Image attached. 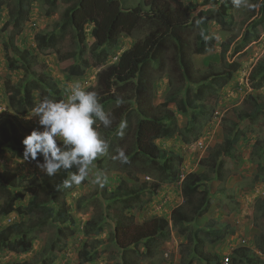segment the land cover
I'll use <instances>...</instances> for the list:
<instances>
[{
  "label": "trees",
  "instance_id": "obj_1",
  "mask_svg": "<svg viewBox=\"0 0 264 264\" xmlns=\"http://www.w3.org/2000/svg\"><path fill=\"white\" fill-rule=\"evenodd\" d=\"M35 1L15 0L9 7V19L1 28V33H7V30L3 29H7L9 24L12 29L19 28L28 17ZM48 1L50 6L47 7L46 15L50 16L58 9L59 0ZM66 1L70 6L65 9L59 25L52 32L39 35L38 41L44 46V53L53 50L61 54L64 47H60V43H64L67 35L76 32L80 37L78 51L62 56L64 60L73 58L79 62L70 66L68 75L71 77L79 76L83 73V69L102 67L110 62L98 72L96 87L88 90L98 92L100 102L113 118L110 128L101 126L100 129L106 139L112 138L108 155L106 154L105 172L102 174L108 182L103 187V196L105 195L104 200L108 207V215L106 214L104 219L115 220L117 232L114 241L119 246L123 245L120 246L121 263L134 264L128 261L126 256L132 252H141L147 258L155 256L162 242L171 234V221L175 226L185 227L194 224L198 230H202L201 223L206 221L204 213L213 208L215 183L224 184L228 179L223 170L225 160H235L237 156V148L242 139V132L238 129L240 121L255 118L264 111V105L257 98L250 97L254 110L238 112L236 114L238 122L231 124L223 144L212 149L209 155L200 161L199 171L187 174L178 186L184 160L159 144L161 140H172L177 135L184 134V130L178 124L177 114L169 108L170 105L175 104L183 117L190 116L191 130L196 129L206 110L204 103L206 97L220 98L223 91L230 86L238 69L237 64L231 63L227 64L225 71L217 73L211 66H207V72L200 75L193 55L204 54L213 47V35L210 29L212 20L222 27L232 28L237 25L238 14L242 11H246L242 25L249 24L251 29L245 32L233 55L245 49L253 40V34L259 32V27L264 25V0H248L250 4L257 5L255 8L244 5L237 8L232 0H202L200 7L210 6V8L200 10L195 16H192L190 4L182 0H141V4L130 10L122 7V0ZM5 5L7 0H0V18ZM91 20H95L92 33L94 44L92 50H87L84 48L86 35L83 27ZM142 26H147L150 33L136 46L119 55L112 51L116 46L117 33L130 36ZM194 30L196 36L191 43L188 36ZM262 33L264 30L255 38L258 39ZM6 36L5 52L9 69L25 70V76L18 85L9 87L8 107L0 114V155L6 153L13 159L23 160L25 146L22 141L33 129L27 127L19 115L31 111L35 102L34 92L39 89L40 84L36 83L38 80L35 78V73L28 66L23 68L17 64L21 63L20 47L17 46L16 40L10 38L8 34ZM192 44L195 45V50ZM170 46H173L174 54L168 74L169 94L163 103L154 105L156 75L157 72L167 69V51ZM228 50V47H224L223 52L226 54ZM24 59L26 58H21L22 61ZM252 77L263 83L264 59L258 64ZM197 86L199 90L196 89ZM46 87L52 92L56 91V88L50 84ZM118 100H122V103L118 104ZM12 108H17L19 115L11 114L9 111ZM121 121L126 122L123 136L117 135ZM184 137L188 142L190 136L185 134ZM120 149H123L128 156V163H121L118 158H114L118 156ZM253 154L258 157L259 173L262 176L264 175V142L256 146ZM100 159L98 158L97 161ZM110 159L121 164V170L124 172L122 176L117 173L118 175L113 178L110 175ZM37 160L43 162V157L38 156ZM37 160L28 162L37 165ZM74 171H76L75 167L68 171L61 170L55 176L44 174L36 183L37 188H34L26 210L16 203L26 199L28 182L19 178L14 172L0 171V199H3L0 215L18 213L28 218L24 222L13 223L0 230V251L6 249L15 254L29 252L31 248L29 239L34 232L47 227L52 222L59 228L55 243L66 245V237L61 228L75 225V220L65 207L59 206V200L63 192L68 190L62 187L63 180ZM139 173L151 175L153 181L138 183L136 180ZM112 179L115 186L109 184ZM34 180L35 178L30 180V184H34ZM165 184L178 186L183 199L182 204L171 212V221L167 217H156L142 224L135 223L130 213L147 209ZM220 193H223L222 199L227 198V193L223 189ZM120 203H123L124 207L118 210L115 206ZM85 226L84 232L87 237L100 236L104 232L105 224L103 220L99 222L90 220ZM120 236H123V239H120ZM193 250L194 257L200 258L204 264H221V259L216 254L205 252L196 239ZM99 255L100 251H86L79 264H90L96 261ZM250 257L252 255L249 248H238L232 255L231 263L246 261L254 264ZM186 264L194 263L188 260Z\"/></svg>",
  "mask_w": 264,
  "mask_h": 264
},
{
  "label": "rangeland",
  "instance_id": "obj_2",
  "mask_svg": "<svg viewBox=\"0 0 264 264\" xmlns=\"http://www.w3.org/2000/svg\"><path fill=\"white\" fill-rule=\"evenodd\" d=\"M14 1L7 0V5L4 6L0 18V88L4 99L1 107H5V110H7L9 87L18 85L25 76V70L11 71L9 69L5 52L7 34L10 38L16 40L17 46L20 47L21 63L17 64L23 68L28 66L35 73V78L38 80L36 83L40 84L39 89L34 92V105L38 99L44 96L56 100L65 98L68 87L74 81H80L87 89L95 88L98 72L110 62L102 67L83 69V73L77 77L69 76L70 66L76 63L79 64V62L73 58L64 60L62 56L78 51L80 37L77 36L76 32L67 35L64 43H60V47H64L61 54L53 50L47 54L44 53V46L40 45L38 41L39 35L50 33L59 25L65 9L70 6L67 1L59 0L58 9L48 16L46 10L50 6V2L48 0H36L24 23L16 29H12L8 23L7 29H3L7 30V33L2 34L1 28L9 19L8 10ZM182 1L190 4L192 16H195L202 9L210 8V6L200 7L202 0ZM141 3V0H122L121 5L125 10H130ZM245 14L246 11L238 14V23L232 28L222 27L212 20L210 29L213 35V47L204 54L193 55L200 75L207 72V66H211L214 69L213 71L217 73L225 71L227 64L235 63L238 66L230 86L223 91L220 98L206 97L204 101L206 110H204V116L199 120V126L191 130V117H183L178 112L175 104H171L169 107L176 112L178 124L184 130V134L177 135L172 140H161L159 144L182 157L184 160L182 171L186 174L198 172L200 161L206 158L212 149H216L223 144L231 124L238 122L236 115L238 112L254 110L249 100L250 97L257 98L264 105V79L263 83H260L257 78L252 77L258 64L264 59V33L258 39L255 38L259 32H263L264 25L259 27V32L253 34V40L245 49L233 55L235 47L242 40L245 32L251 29L249 24L242 25ZM94 28L95 20L89 21L83 27L86 35L84 48L87 50L93 48L94 38L92 33ZM149 33L150 29L147 26L140 27L130 36L119 32L115 38L116 46L113 47L112 51L119 55L136 46ZM195 36L196 30L189 34L188 37L191 43L194 42ZM191 46L194 49L195 45L192 44ZM224 47L229 49L226 54L223 52ZM172 54H174V48L170 46L167 51V69L157 72L156 75L157 87L154 92V105L163 103L169 94L168 74L171 68ZM23 57L26 59L22 61L21 58ZM89 60L92 63V60ZM258 83H260L259 86H257ZM49 84L56 88L55 92L46 87ZM196 89L199 90V87L197 86ZM9 112L19 115L17 108H12ZM28 113L19 115V118L27 127L38 128V118L28 120L26 119ZM238 129L242 132V139L240 146L237 148V156L235 160L224 159L225 166L223 170L228 179L224 184L215 183L213 208L204 213L206 221L201 223L203 225L201 226L202 230H198L194 224L185 227L175 226L174 222L170 220L171 212L182 204L183 199L178 186L165 184L160 192L154 196L147 209L136 213L131 212L130 214L137 224H142L156 217H167L171 221V234L169 238L162 242L155 256L147 258L141 252H132L126 256L128 261L134 264H186L188 260H192L194 264H204L200 258L194 257L195 239L205 252L216 254L219 258L222 254L228 253L231 247L243 246L242 240H246L245 245H248L247 248L250 249V255H252L250 258L253 259V263L264 264V203H262L264 199V175L260 176L258 157L253 154L256 146L264 142V111L255 118L240 121ZM185 134L190 136L188 142L185 140ZM198 141H207L206 145L210 148L204 153L198 152L196 148ZM6 157L5 160L9 161L10 164L8 166L0 164V169H8L28 182L26 183L28 189L26 199L16 203L26 210V205L33 196L34 188H37L36 183L46 173L40 168H35L29 164L24 165L26 166L25 169H18L17 163ZM106 159L107 156L105 155L99 161H96L94 171L103 174ZM103 161L104 163H102ZM97 164H99L98 167ZM109 164L110 175L113 178L115 175L122 176L124 174L121 170V164L116 160L112 161L110 159ZM18 165L20 166V164ZM34 178L35 183L30 184V180ZM91 179L90 176L87 181H83L78 186L73 184L67 191L63 192L59 200V206L65 207L75 220V225L61 228L66 237V245L55 243L59 228L52 222L47 227L34 232L32 238L29 239L31 245L29 252L15 254L6 249L1 250L0 264H79L86 251H100L98 259L90 264H122L120 246L123 245L119 246L114 241L117 232L115 220L112 218L104 219L106 214L108 215V207L104 200L103 187L108 182L100 187L93 184ZM136 181L138 183L151 182L153 177L139 173ZM109 184L116 185L114 179ZM221 189L227 193L226 199H222ZM2 201L3 199H0V205ZM115 207L119 210L124 207V204L120 203ZM110 214L112 215V212ZM27 219L25 215L21 216L17 213H12L5 219L0 216V230L5 229L11 222L20 223ZM90 220L95 222L103 220L105 226L102 235H91L89 237L85 235L84 228ZM196 233H198V237H196ZM120 239H123V236H120ZM234 264L250 263L245 261L234 262Z\"/></svg>",
  "mask_w": 264,
  "mask_h": 264
},
{
  "label": "clouds",
  "instance_id": "obj_3",
  "mask_svg": "<svg viewBox=\"0 0 264 264\" xmlns=\"http://www.w3.org/2000/svg\"><path fill=\"white\" fill-rule=\"evenodd\" d=\"M232 3L237 8L241 5L249 8L257 7V5L250 4L248 0H232ZM3 101L0 88V114L6 111L5 107H1ZM117 103H122V100H118ZM33 118H38L39 127L33 129L22 141L25 146L23 160L13 159L5 153L0 155V164L5 166L10 164L5 160V156H7L9 160L17 163L18 169H25L24 165L29 164L40 168L48 176H55L61 170L68 171L75 167L76 171L69 173L68 177L63 180L62 187L69 188L73 184L78 186L90 176L93 184L104 186L106 178L94 169L97 159L105 156L110 147V141L100 131L101 126L110 128L113 118L100 102L98 92L88 90L80 81H74L68 87L65 98L56 100L44 96L38 99L31 112L26 116L28 120ZM125 127L126 122L121 121L117 135L123 136ZM199 142L206 146L205 150L199 149ZM206 143L207 141H198L197 151L200 153L207 151L210 146L208 147ZM38 156L43 157V162L37 160ZM114 158H118L121 163H128V156L123 149L118 150V156ZM29 160H37V165L28 162ZM0 171L11 172L4 168ZM183 173L185 176L187 175L181 171L177 182L178 186L184 180H180ZM11 214L0 216L5 219ZM13 223L11 222L9 225ZM242 244L241 247H231V250L222 254L220 259L229 255L232 262L234 251L248 246L245 245L246 240H242Z\"/></svg>",
  "mask_w": 264,
  "mask_h": 264
},
{
  "label": "built area",
  "instance_id": "obj_4",
  "mask_svg": "<svg viewBox=\"0 0 264 264\" xmlns=\"http://www.w3.org/2000/svg\"><path fill=\"white\" fill-rule=\"evenodd\" d=\"M198 146H199V149H201V150L206 149V146L202 142H199ZM184 177H185V174L184 173L181 174L180 180L182 181L184 179ZM244 243H245V241H244ZM221 264H231V257L228 255V256H225L224 258H222Z\"/></svg>",
  "mask_w": 264,
  "mask_h": 264
},
{
  "label": "crops",
  "instance_id": "obj_5",
  "mask_svg": "<svg viewBox=\"0 0 264 264\" xmlns=\"http://www.w3.org/2000/svg\"><path fill=\"white\" fill-rule=\"evenodd\" d=\"M41 76V75H40Z\"/></svg>",
  "mask_w": 264,
  "mask_h": 264
}]
</instances>
